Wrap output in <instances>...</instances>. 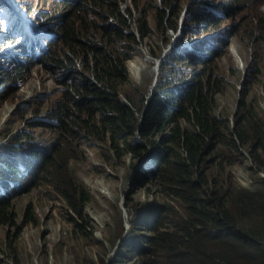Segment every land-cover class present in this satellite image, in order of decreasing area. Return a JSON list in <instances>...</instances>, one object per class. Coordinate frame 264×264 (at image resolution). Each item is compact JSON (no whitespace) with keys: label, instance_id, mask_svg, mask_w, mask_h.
<instances>
[{"label":"rangeland","instance_id":"rangeland-1","mask_svg":"<svg viewBox=\"0 0 264 264\" xmlns=\"http://www.w3.org/2000/svg\"><path fill=\"white\" fill-rule=\"evenodd\" d=\"M69 1L4 0L5 8L0 12V45L9 30H13L18 43L25 36L30 39L36 36L35 42L39 45H49L52 28L59 26V20L56 19L59 13H55L49 3ZM169 1L180 5L175 13L181 7L180 16L176 30L162 34L155 28L156 12L166 10ZM227 1H230L227 14L218 8L223 16L218 15L216 25L219 26L217 29L230 32L229 44L226 52L210 64L220 84L226 83L223 93L215 97L214 115L227 119L234 110L241 111L245 106L255 112L264 126V0ZM205 2L216 6L220 3L213 0L120 2L121 13L130 19L124 31L133 34L138 31V24L143 23L150 32L137 44L122 40L110 47L118 60L120 55L123 58L130 56L132 48L131 59L125 63L126 70L135 60L144 64V69H136L139 72L137 77L133 78L129 74V83L118 91V98L123 105L128 103L126 97L143 99L156 88H159L157 93L163 91V86L158 87L162 77L161 63L157 65L150 54L155 52L159 57L173 39L177 40L182 35L186 27L195 25L189 18L188 9L202 4L201 9H204ZM11 9L13 14L9 15ZM6 14L9 15L8 19L3 16ZM172 16L170 12L167 18ZM3 53L0 52V57L5 59L9 56L8 52ZM157 66L159 70L155 72ZM239 66H242L240 70ZM26 69L23 70L19 87L0 104V141L13 134L25 133L41 148L55 143L58 133L54 129L50 130L47 124L41 128H30L27 123L47 117L50 106L67 97L68 91L62 84L66 79L58 71L50 73L35 67L26 72ZM77 70L83 72L81 68ZM73 128L80 129L79 124H74ZM85 128L96 131L100 126L91 123ZM81 138L75 140L64 153L70 159L67 174L88 194V202L83 205L80 215L89 227H85L80 217L69 211L59 191L44 184V175L36 177L29 193L11 200L8 212H12V219L6 213L8 218L0 224V264H118L124 256L118 246L123 235L126 233L130 237H139L137 234L142 232L141 219H149L150 214L147 212L161 200L150 195L148 185L132 178L131 167L136 160L121 149L122 145L119 150L111 151L109 142L103 137L98 139L87 134ZM137 139V136L125 138L130 145L135 144ZM220 160L224 161L226 171L232 174L237 187L241 188L244 182L250 184L253 190L262 187L264 168H260L254 157L245 150L233 158L231 165L227 158L221 157ZM211 168L212 165L208 163L206 171L210 172ZM213 174L222 181L219 172ZM71 194L68 192V195ZM75 199L79 202V192ZM27 220H31V223L27 224ZM137 242L143 243L142 239Z\"/></svg>","mask_w":264,"mask_h":264},{"label":"clouds","instance_id":"clouds-1","mask_svg":"<svg viewBox=\"0 0 264 264\" xmlns=\"http://www.w3.org/2000/svg\"><path fill=\"white\" fill-rule=\"evenodd\" d=\"M213 1H220V3L216 6L212 5L211 2H205L204 9H201L203 4L191 6L188 9L189 18L195 25L186 27L182 35L177 40L173 39L159 57H157L155 52L150 54L157 65L161 63L162 77L158 87L163 86V91L157 93L159 88H156L150 96L147 95L143 99H140V97L134 99L126 97L128 103L123 105L118 98V91H121L129 83V70L128 68L126 70L125 63L131 59L132 48L128 45L130 47V56L123 58V55H120L119 57L120 62L123 60L127 82L116 87V94L121 108H128L130 122L133 125L130 123V131H111L110 121L106 118L105 112L106 122L100 123L98 130L90 132L92 137L105 138L109 142L111 151L119 150L120 145H122L121 149L126 150L127 154L132 155L137 161L131 167L130 174L132 178L148 185L150 195L155 199L161 200L147 212L150 214L149 219H141L142 232L137 234L139 237H130L126 233L123 235L118 246L120 247L121 255L124 256L122 257L123 261L118 262V264H137L140 261L138 259L140 255L139 248H145V241L148 239H156L161 234L180 235L182 222L188 220L189 217H196V209L214 186L224 189L242 206L252 198H256L257 203L264 200V181L260 189L253 190L247 182L241 183V188L237 187L233 182L232 174L226 171L224 161L220 160L221 157L227 158L229 159L228 164L231 165L233 158L240 155L242 150H245L254 157L260 168H264V126L255 112L251 109H246L244 106L241 111L234 110L227 119L216 117L214 115L216 109L215 97L223 93L226 83L224 81L223 84H220L217 73L211 68L206 69L205 73L207 75L212 72L210 85L214 86V88L210 102L207 104V109L208 117L214 122L213 126L209 129L200 128L194 118L193 110L186 107L189 87L195 84L196 79L200 75L205 77V73H201L203 62L220 57L222 53L226 52V47L229 44L230 32L217 29L219 26L216 25L218 15H226L228 8L226 12L221 9L223 11L222 14L218 8L223 3V0ZM3 2L4 0H0V12H3L5 8ZM180 11L181 7L171 24L165 25L163 29L158 28L157 25H155V28L162 34L169 30L175 31ZM8 14H13L12 9ZM9 15L3 16L8 19ZM177 32L180 31L177 30ZM126 35L130 34L126 33ZM132 35L135 38L134 41L126 40L130 44H137L140 39L143 41L144 38L148 37L150 32L148 31L147 36L143 39L139 30ZM5 37V41L0 45V52H8L9 56L5 59L0 57V69L8 71L15 66L16 53L22 45L27 48L30 46L53 47L60 40L59 26L52 28L48 39L49 45H39L35 42L36 36L34 39L25 36L18 43L14 37L13 30L7 31ZM31 56H33V53ZM165 64H168V66L165 67ZM241 68L242 66H239L238 69L240 70ZM158 70L157 66L155 72H158ZM233 72L236 73L237 71ZM68 74L64 73V78ZM1 75L0 73V77ZM215 80L216 84L214 85ZM123 81L124 77L122 80L112 82V84L116 85ZM3 82L0 79V88L3 86ZM11 83L14 82H7L8 86ZM15 85L19 87V82H15ZM106 85L108 84L103 83L101 88ZM205 90L208 93L210 88L205 86ZM7 92H2L0 99L1 97H8L6 95ZM80 98V93L75 96V100ZM57 103L55 101L50 106L46 114L47 117L27 123L30 128H41L46 124L49 125L50 130L54 127L53 129L59 135L55 143L40 148L33 143L32 137L25 133L13 134L11 137L0 141V202L6 200L10 205L12 199L30 192L36 177L44 175L36 174V171L40 169V160L36 157V153L48 158L51 157L53 149L58 143L64 146V143L61 142L60 133L56 129L58 122L52 116V109ZM179 108H184L181 114H178ZM147 111H150V114L146 116L145 113ZM239 114H241L240 117ZM95 115L96 120H99L101 115L99 113ZM132 119L133 121H131ZM150 119H153V121L150 122ZM228 123L231 126L230 129L228 128ZM118 133L120 134L119 136ZM82 135H87V133ZM129 136H137L138 139L134 141L135 144L130 145L127 143L125 138ZM80 139L82 138L80 137L77 140ZM124 142L129 146H133L137 153L130 152L125 147ZM64 160H66L65 165H58L61 184L59 186L55 185V187V181L47 175H44L46 178L44 179V184L59 191L69 211L74 215H78L84 226L89 227L87 221L80 215L83 205L88 202V194L67 174L70 159L66 156ZM148 161L154 162V164L149 166ZM208 163L212 165L210 172L206 171ZM213 172L216 175L219 172L222 176V181H219L217 176L214 177ZM63 192L69 200L73 201L75 210H72L67 200L62 196L64 195ZM68 192L72 194L68 195ZM78 192L79 202L75 199ZM10 207L11 205L6 210V213L12 219V212H8ZM71 220L74 223L76 222L75 219ZM3 221H5L4 218H1L0 224ZM26 223L30 224L31 220H27ZM139 239H142V244H138L137 240Z\"/></svg>","mask_w":264,"mask_h":264},{"label":"trees","instance_id":"trees-1","mask_svg":"<svg viewBox=\"0 0 264 264\" xmlns=\"http://www.w3.org/2000/svg\"><path fill=\"white\" fill-rule=\"evenodd\" d=\"M122 1L71 0L49 3L54 12L59 13L56 19L59 20L60 40L52 48H27L22 45L16 53L15 66L8 71L0 69V79L4 81L0 94L8 91L7 82H19L26 68V72L40 67L50 73H69L62 82L68 91L67 97L52 109L64 146L60 143L58 147V143L48 158L36 153L40 160V169L36 174L50 176L55 181L54 186L61 184L58 165L66 164L64 149L82 134L92 132L93 129L85 128L86 125L100 124L106 122L107 118L111 131H130L129 110L121 108L116 94V87L127 82L126 70L123 60L120 62L114 50L110 49L122 40H135L132 34L127 36L124 32L130 19L120 11ZM229 2L225 0L219 8L226 12ZM179 6L169 1L166 10L157 11V27L163 29L171 24ZM170 12L173 16L167 19ZM138 30L142 39L147 36L148 31L143 23L138 24ZM213 61L203 62L202 74ZM78 68L83 72H78ZM211 74L205 73V77L200 75L195 84L189 87L186 97L187 109L193 110L199 127L206 129L214 123L208 117L207 109L214 88L210 85ZM123 77V82L112 84ZM103 83L108 85L101 88ZM205 86L210 88L208 93ZM79 93L81 98L75 100ZM5 98L1 97L0 104ZM183 111L184 108H179L178 114ZM96 113L101 115L99 120H96ZM149 114L150 111L145 113L146 116ZM74 124H79L80 129L73 128ZM124 144L130 152L137 153L133 146ZM63 194L69 206L75 210L73 201ZM256 201V198L249 199L242 206L224 189L214 186L196 209V217L182 222L180 235L161 234L156 239L145 241V248H139L140 261L137 264H264V200L260 203ZM9 206L6 200L0 202V219H7Z\"/></svg>","mask_w":264,"mask_h":264},{"label":"bare ground","instance_id":"bare-ground-1","mask_svg":"<svg viewBox=\"0 0 264 264\" xmlns=\"http://www.w3.org/2000/svg\"><path fill=\"white\" fill-rule=\"evenodd\" d=\"M144 65V64H143ZM142 64H139V60H135L134 63H131L129 65V74L131 77L136 78L139 72H136V69L139 67V69H144ZM149 162V161H148ZM154 162H149V166L153 165Z\"/></svg>","mask_w":264,"mask_h":264},{"label":"flooded vegetation","instance_id":"flooded-vegetation-1","mask_svg":"<svg viewBox=\"0 0 264 264\" xmlns=\"http://www.w3.org/2000/svg\"><path fill=\"white\" fill-rule=\"evenodd\" d=\"M15 88H18V85H15V83L10 84L8 86V92L6 93V95L9 96L10 94H12L15 91Z\"/></svg>","mask_w":264,"mask_h":264}]
</instances>
